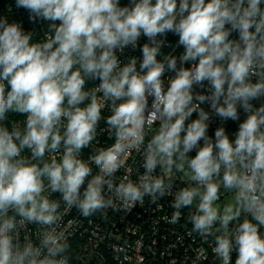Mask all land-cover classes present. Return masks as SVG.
Returning a JSON list of instances; mask_svg holds the SVG:
<instances>
[{
  "label": "clouds",
  "instance_id": "1",
  "mask_svg": "<svg viewBox=\"0 0 264 264\" xmlns=\"http://www.w3.org/2000/svg\"><path fill=\"white\" fill-rule=\"evenodd\" d=\"M15 6L39 27L0 16V264H78L68 211L128 215L165 197L167 222L187 210L218 264H264V0Z\"/></svg>",
  "mask_w": 264,
  "mask_h": 264
},
{
  "label": "built area",
  "instance_id": "2",
  "mask_svg": "<svg viewBox=\"0 0 264 264\" xmlns=\"http://www.w3.org/2000/svg\"><path fill=\"white\" fill-rule=\"evenodd\" d=\"M126 2L127 0H122V3ZM3 15L21 22L25 30L39 27L29 22L26 11L16 8L15 0H0V16ZM42 35L43 32L38 31L36 38L39 39ZM175 39L169 36L170 41L174 42ZM10 120L22 121L23 117L11 114ZM220 123L218 118L214 119L209 135H214L215 128ZM225 126L231 135L237 130L238 122L228 121ZM104 127L102 123L98 138L101 145H108L112 141L107 132L103 131ZM84 155H88V150H85ZM127 163L130 169L139 168L140 156L133 152ZM122 174L123 171L117 176ZM174 179L178 187L187 186L186 182L181 183L180 177ZM53 198L58 196L54 194ZM170 203L171 197H165L156 205L137 206L131 214L109 211L106 217L98 214L84 218L75 209L68 211L63 218L64 227L70 234L69 240L73 249L80 253L78 264H193L200 248L205 249L208 257L201 264H218L211 252V241L205 243L199 237L193 240L188 235L191 224L187 222V210H184L178 223L167 222L165 217L170 219L173 212ZM29 227L35 230L34 226Z\"/></svg>",
  "mask_w": 264,
  "mask_h": 264
},
{
  "label": "rangeland",
  "instance_id": "3",
  "mask_svg": "<svg viewBox=\"0 0 264 264\" xmlns=\"http://www.w3.org/2000/svg\"><path fill=\"white\" fill-rule=\"evenodd\" d=\"M154 129H155V127H154ZM178 177H180V176H175L174 178H178ZM184 181L187 183L186 178H184ZM229 200H230V197L229 196H227L226 194H222L221 200L219 202L220 206H222L224 203H227Z\"/></svg>",
  "mask_w": 264,
  "mask_h": 264
}]
</instances>
